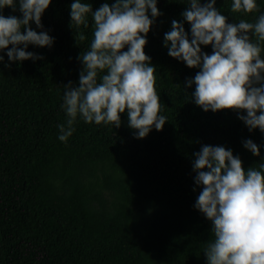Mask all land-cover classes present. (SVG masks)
<instances>
[{"label": "trees", "instance_id": "16d2710c", "mask_svg": "<svg viewBox=\"0 0 264 264\" xmlns=\"http://www.w3.org/2000/svg\"><path fill=\"white\" fill-rule=\"evenodd\" d=\"M73 2L52 0L42 29L31 22L54 38L50 47L26 49L41 59L13 62L7 49L0 51V264H207L212 222L195 207L202 191L195 153L224 146L245 169H259L264 132L239 119L246 111H205L195 103V85L187 81L201 69L171 57L164 42L173 20L191 38L182 16L188 0H157L162 14L151 17L149 10L154 23L145 53L156 67L161 115L168 118L163 130L153 127L138 139L126 112L119 128L78 117L73 135L60 141L64 85H78L80 56L93 38L91 16L88 28L72 26ZM81 2L96 10L115 0ZM256 2L260 11L251 14L233 13V0H216L215 7L229 23L255 22L264 14V0ZM0 14L22 18L19 0L15 11L5 7ZM76 31L86 36L81 44ZM201 48L213 52L212 45ZM248 139L260 146V156L244 147Z\"/></svg>", "mask_w": 264, "mask_h": 264}, {"label": "clouds", "instance_id": "9594fccd", "mask_svg": "<svg viewBox=\"0 0 264 264\" xmlns=\"http://www.w3.org/2000/svg\"><path fill=\"white\" fill-rule=\"evenodd\" d=\"M51 2L19 0L22 18L0 14V51L7 49L10 61L41 59L27 51L28 46L53 44L48 32L31 27L33 21L44 27L42 15ZM187 3L182 16L191 24V38L183 23L173 20L164 42L171 57L201 69L187 81L195 85V103L205 111H246L239 119L250 131L264 132V14L255 22L229 23L215 7L216 0ZM5 7L15 11L16 0H0V10ZM70 8L75 29L88 28L91 16L93 38L80 56L83 69L78 85H64L61 107L66 122L58 125V139L67 143L78 117L89 124L119 128L125 112L136 138H145L153 127L162 131L168 118L161 115L156 67L145 53L146 36L154 23L149 10L151 17L162 14L157 0H115L96 10L91 3L74 0ZM231 11L251 14L260 9L256 0H233ZM85 39L77 32L80 44ZM201 45H212V54L203 52ZM244 147L261 155L260 146L251 139ZM195 157V182L202 186L195 207L212 222L204 250L207 264H264V163L259 169H245L243 161L224 146L204 145Z\"/></svg>", "mask_w": 264, "mask_h": 264}]
</instances>
